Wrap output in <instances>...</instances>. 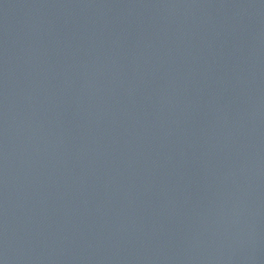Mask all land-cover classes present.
I'll list each match as a JSON object with an SVG mask.
<instances>
[{"label":"water","instance_id":"water-1","mask_svg":"<svg viewBox=\"0 0 264 264\" xmlns=\"http://www.w3.org/2000/svg\"><path fill=\"white\" fill-rule=\"evenodd\" d=\"M0 264H264V0H0Z\"/></svg>","mask_w":264,"mask_h":264}]
</instances>
